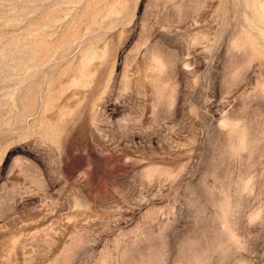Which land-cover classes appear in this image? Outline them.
I'll use <instances>...</instances> for the list:
<instances>
[{
	"label": "rangeland",
	"instance_id": "rangeland-1",
	"mask_svg": "<svg viewBox=\"0 0 264 264\" xmlns=\"http://www.w3.org/2000/svg\"><path fill=\"white\" fill-rule=\"evenodd\" d=\"M0 264H264V0H0Z\"/></svg>",
	"mask_w": 264,
	"mask_h": 264
}]
</instances>
